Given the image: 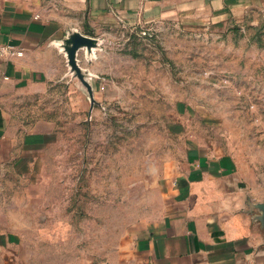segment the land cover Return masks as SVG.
<instances>
[{"label": "rangeland", "instance_id": "374dc122", "mask_svg": "<svg viewBox=\"0 0 264 264\" xmlns=\"http://www.w3.org/2000/svg\"><path fill=\"white\" fill-rule=\"evenodd\" d=\"M79 32L96 42L77 55L92 97L66 58V80L24 102L58 141L0 189L25 264H120L191 156L264 159V11Z\"/></svg>", "mask_w": 264, "mask_h": 264}, {"label": "crops", "instance_id": "0c3cea01", "mask_svg": "<svg viewBox=\"0 0 264 264\" xmlns=\"http://www.w3.org/2000/svg\"><path fill=\"white\" fill-rule=\"evenodd\" d=\"M254 10L264 0H0V49H10L0 53V189L58 141L57 124L30 116L24 102L66 80L72 32L86 23L237 20ZM161 182L166 207L120 264H264V159L200 150ZM23 244L0 215V264H25Z\"/></svg>", "mask_w": 264, "mask_h": 264}, {"label": "water", "instance_id": "95a60500", "mask_svg": "<svg viewBox=\"0 0 264 264\" xmlns=\"http://www.w3.org/2000/svg\"><path fill=\"white\" fill-rule=\"evenodd\" d=\"M84 48L88 50V54L90 56L93 53V50L96 48V42L93 39L82 35L79 31L72 32L70 35H68V37H66L63 43V49L68 59L71 72L75 73L76 77L87 88L90 96L92 97V86L86 79L87 75L78 65L77 61L78 52ZM259 208L263 213V216L261 218L264 219V206Z\"/></svg>", "mask_w": 264, "mask_h": 264}, {"label": "built area", "instance_id": "2783aa9c", "mask_svg": "<svg viewBox=\"0 0 264 264\" xmlns=\"http://www.w3.org/2000/svg\"><path fill=\"white\" fill-rule=\"evenodd\" d=\"M9 50H10L9 48H1L0 49V53H7ZM12 53L15 54V55H18V56H22L23 55V53H21V52H17V53L12 52Z\"/></svg>", "mask_w": 264, "mask_h": 264}]
</instances>
